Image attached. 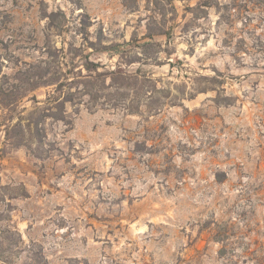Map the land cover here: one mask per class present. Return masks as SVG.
I'll list each match as a JSON object with an SVG mask.
<instances>
[{
	"label": "rangeland",
	"instance_id": "rangeland-1",
	"mask_svg": "<svg viewBox=\"0 0 264 264\" xmlns=\"http://www.w3.org/2000/svg\"><path fill=\"white\" fill-rule=\"evenodd\" d=\"M28 69L0 264L264 258V0H0V87ZM66 78L67 123L10 144Z\"/></svg>",
	"mask_w": 264,
	"mask_h": 264
},
{
	"label": "trees",
	"instance_id": "trees-1",
	"mask_svg": "<svg viewBox=\"0 0 264 264\" xmlns=\"http://www.w3.org/2000/svg\"><path fill=\"white\" fill-rule=\"evenodd\" d=\"M92 67L86 66L88 74H81L78 76L80 78H87L88 81H93L98 79L104 73L98 71L99 65H92ZM30 70H19L14 76V82L9 83V88L5 89L0 87V105L4 107H9L10 105L14 106L18 104L22 97L25 96V85L30 83ZM76 78L70 81L69 78L64 80L56 81L55 93H50L47 97V106L44 108L36 107L35 110L30 111L27 115L25 114L26 109L24 108L19 113L8 115L7 122L5 121L6 126V136L10 144L14 146L26 145L28 142L36 139L40 143H43L44 139L47 137L46 131V120L55 119L63 120L67 123L65 116L66 105L68 102H73L74 94L67 93L65 91L68 88V85L72 84ZM51 84V83H50ZM11 89V90H10ZM8 96L10 99H7L2 96ZM8 100V101H5ZM39 102L38 100H35ZM16 106L13 108L14 111L17 110ZM53 109L57 110L54 111ZM226 250V247H223L220 252L223 253ZM255 264H264V258L256 259Z\"/></svg>",
	"mask_w": 264,
	"mask_h": 264
}]
</instances>
